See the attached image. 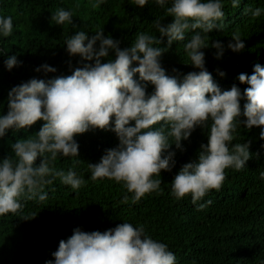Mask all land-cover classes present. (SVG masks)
I'll return each instance as SVG.
<instances>
[{
	"label": "clouds",
	"instance_id": "obj_1",
	"mask_svg": "<svg viewBox=\"0 0 264 264\" xmlns=\"http://www.w3.org/2000/svg\"><path fill=\"white\" fill-rule=\"evenodd\" d=\"M147 2L131 0L139 6ZM154 2L173 17L167 24L161 23V16L151 22L159 38L141 30L130 46L121 48L119 39L104 35L103 28L92 35L78 30L65 35L66 50L69 55L79 54L94 62L83 63L70 75L48 80L32 77L9 90L8 110L0 114V137L10 128L19 130L38 119L43 123L34 135L12 142L11 153L0 158V215L17 213L28 200L45 201L46 186L57 178L74 191L86 184L85 177L74 167L81 162L75 135L97 127L114 131L119 143L106 148L98 162L87 163L88 179L107 178L121 183L126 189L124 202L135 203L146 193L162 191L161 170H171L175 164L170 146L175 144L183 150L181 141L196 126L207 128V143L201 144L197 160L184 163L174 175L170 183L172 196L180 199L190 194L194 206L203 209L211 201H198L210 190L222 187L225 169L245 167L251 141L232 142L241 125V90L235 84L221 90L205 67L204 52L200 50L207 46L210 30L221 28L225 0ZM240 2L230 0L232 6ZM89 3L95 9L103 0ZM245 11L259 17L264 8ZM72 17L71 8L60 6L52 11V20L57 24H72ZM12 30L13 18L0 14V35L7 37ZM165 36L167 46L183 41L188 57L185 62L199 71H189L180 79L166 74L160 60L167 50L160 46ZM231 36L234 42L230 40L228 47L233 51L243 49L241 34L234 31ZM212 44L219 57L222 42ZM104 57L107 59L102 62ZM18 63L15 54L4 60L8 70ZM41 69L56 71L47 63L35 70ZM253 69L251 74H238L239 81L249 85L243 93L247 102L242 123L248 128L261 126L259 136L264 138V64L256 62ZM149 82L154 88L146 94ZM38 156L41 160L35 164ZM58 157H72L73 167L57 168ZM258 175L264 181V170ZM51 256L54 259H46L44 264H176V255L167 243L153 238L143 224L134 225L128 220L104 231H84L77 226L70 236L60 239Z\"/></svg>",
	"mask_w": 264,
	"mask_h": 264
},
{
	"label": "trees",
	"instance_id": "obj_2",
	"mask_svg": "<svg viewBox=\"0 0 264 264\" xmlns=\"http://www.w3.org/2000/svg\"><path fill=\"white\" fill-rule=\"evenodd\" d=\"M60 6L73 9L72 24L62 25L52 20V11ZM257 6L264 8V0H241L239 6L225 0L221 28L210 30L207 46L200 49L204 52L205 67L221 90L233 84L241 90V125L232 142L251 141V155L245 167L226 168L222 187L218 191L210 190L198 201L210 200L211 203L197 209L190 194L180 199L170 194L174 175L184 163L197 160L201 144L207 143V128L196 126L190 136L181 141L183 150L175 144L170 146L169 150H174L175 164L171 170H161L162 191L146 193L135 203L122 201L126 189L121 183L107 178L88 179L87 163L98 162L106 148L119 143L111 129L93 128L75 135L81 162L74 167L85 177L86 184L74 191L57 178L46 186L45 201L28 200L17 213L0 215V264H44L46 259H54L51 253L60 239L70 236L75 227L104 231L123 220L143 224L153 238L167 243L176 255V264H264V181L258 175L264 170V138L259 136L261 126L248 128L242 123L246 119L243 109L247 102L243 93L249 85L238 79L241 72L251 74L254 63L264 64V12L253 17L250 11H245ZM0 14L13 18L11 34L0 35V114L8 110L9 90L22 81L70 75L83 63L94 62L79 54L69 55L65 35L78 30L92 35L103 28L104 35L119 39V47L124 48L131 45L141 30L159 38L160 33L151 23L156 16H161L162 24L173 19L154 0H148L143 6L132 4L131 0H103L95 9L89 0H0ZM234 31L244 40V47L239 51L228 47L230 40L234 42L231 36ZM216 40L223 46L219 57L218 49L212 44ZM160 46L167 47L160 57L166 74L180 79L189 71H199L185 62L188 57L183 41H173L167 46L165 36ZM12 54L20 63L8 70L4 60ZM109 55L114 58L111 50ZM106 59L102 58V62ZM43 63L55 67L56 71H36ZM221 71L224 75H220ZM153 88L154 85L147 83L146 94ZM42 123L38 119L19 130L10 128L0 137V158L11 153L12 142L34 135ZM72 159L58 157L55 166L67 170L73 167ZM40 160L38 156L34 163L39 164ZM33 213L37 214L31 217Z\"/></svg>",
	"mask_w": 264,
	"mask_h": 264
}]
</instances>
